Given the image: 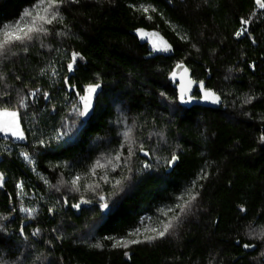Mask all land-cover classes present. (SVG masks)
Masks as SVG:
<instances>
[{"label":"trees","instance_id":"obj_1","mask_svg":"<svg viewBox=\"0 0 264 264\" xmlns=\"http://www.w3.org/2000/svg\"><path fill=\"white\" fill-rule=\"evenodd\" d=\"M35 2L0 0V24ZM142 4L152 19L132 7ZM60 13L49 35L0 56V111H18L25 137L0 133V264H264V9L256 0H68ZM73 53L82 59L70 72ZM178 64L196 84L186 103L172 80ZM93 83L92 109L79 117ZM97 159L106 167L93 176ZM189 189L199 195L163 238L128 248L106 239H134L142 219L158 226V209ZM80 200L91 206L77 216Z\"/></svg>","mask_w":264,"mask_h":264},{"label":"snow or ice","instance_id":"obj_2","mask_svg":"<svg viewBox=\"0 0 264 264\" xmlns=\"http://www.w3.org/2000/svg\"><path fill=\"white\" fill-rule=\"evenodd\" d=\"M68 2V0H36V2L32 5L31 8L25 9L24 12L21 14V16L11 22H4L0 24V56L6 55L13 47L17 45H26L27 43L33 41L34 39H38L41 36H47L50 34L51 27L55 23H62L63 17L60 13L61 6ZM71 2H78V0H71ZM257 5L264 9V2L262 0H256ZM135 7L137 11H141L146 15L148 19H152L148 13L150 12V7L145 5H139L132 6ZM151 11H155L154 8L151 9ZM250 23L249 20L242 19L241 24L246 26ZM247 31V27H242L241 31H238L236 33V36L242 35L244 32ZM57 35H66V33L58 32ZM24 50L27 51V47H24ZM156 50H163L168 51L170 50L169 47H165L163 49H156ZM14 54V53H13ZM80 57L79 53H73L72 54V62L68 65V71H74L75 65L77 59ZM175 75V73H173ZM2 78V77H0ZM65 85L71 89L75 90V85L69 84L68 78L65 77ZM203 89V83L201 82L199 85ZM101 85L99 83H93L89 84L86 89H84V94L79 95V100L82 103V110L79 108H74V111L77 116L79 117H85L89 114L90 110L92 109V99L94 94L97 93V90L100 89ZM36 93H30L29 96H35ZM45 99L48 98V94L44 93ZM203 98L205 100H208L209 98L213 99V102H216L219 100V97L215 95V93L211 92L210 90H204ZM182 102H188L184 100L183 95L180 97ZM27 97L20 96L18 100V106L19 108H25ZM250 102V101H249ZM0 117H3L5 119H0V133L11 134L13 137H15L17 140H23L24 133L20 129V117L18 111L10 110L8 108L3 109L0 111ZM66 127V131L60 133V136H64L68 134V131L70 129ZM124 137L127 139L130 136V130L125 131L123 133ZM261 140L264 141V136L261 137ZM129 156L132 155V147L129 146L128 148ZM25 159L29 158V154L25 152L24 154ZM145 155H149L148 153H145ZM121 159V156L119 153L113 158L107 159V164H112L113 160L119 161ZM178 160V157L174 154L171 157V160L168 162L169 166L175 161ZM118 166V165H117ZM106 167L105 163H102L101 159H97L95 163L90 166L89 172L91 175H96L97 169H104ZM145 167H151L150 164H145ZM114 170V169H113ZM102 180H104L106 183L109 182L106 178V176L100 177ZM203 178V177H202ZM82 177L80 175H76L73 177V179L70 181V184L72 186L73 191H80L79 183L81 181ZM3 183V175L0 174V185ZM120 181H116V184L113 185L115 188ZM195 185H193L194 187ZM18 187H22V185H18ZM89 188H98L99 184L96 185H89ZM199 193L193 192L191 189L187 190L185 193H183L180 197H178V203H176L173 206H166L164 208L158 209V212L160 213V216L164 217L165 219H160L157 217L158 220V226L149 227L145 220H141L140 225L137 228L133 229L131 232L128 233V236H136V239H127L124 237L116 238V237H106V239H109L112 241V247L113 248H128L130 245H135L139 243H150L154 240L163 238L165 235H167L170 231V229L174 226V221L179 220L180 215L185 213L189 206L191 205L192 201H194ZM187 196V199H184V197ZM100 208L102 210H109V203L107 202L106 198L104 196L100 197ZM87 203L88 201H84ZM79 204L73 205V207L79 208ZM24 211L27 215L31 216L35 213V209L31 208H25L21 209ZM169 213H173V215L170 217ZM148 221H151L153 218L148 217L146 218ZM23 234V233H22ZM37 233H34L36 235ZM143 237L140 239L139 237ZM94 247L101 248L103 247L102 244L97 243L94 245ZM244 247L248 248L251 247L250 245H245ZM127 255V253H126Z\"/></svg>","mask_w":264,"mask_h":264},{"label":"water","instance_id":"obj_3","mask_svg":"<svg viewBox=\"0 0 264 264\" xmlns=\"http://www.w3.org/2000/svg\"><path fill=\"white\" fill-rule=\"evenodd\" d=\"M173 73H175V75H173ZM172 80H173V83L175 84V90L179 97L183 95L184 98H189L192 96L193 92L196 89V84L194 83L192 79L191 71L183 64H178L174 67L172 71ZM176 162L177 161L173 162L171 166H169V163H168V168L166 172H170ZM77 204H79L80 206H87V207L91 206V204L85 203L83 200H80ZM80 206L79 208H76L73 206L71 207V209L74 212H76L77 216H79V213H80ZM48 216L49 218H53L52 210L48 212Z\"/></svg>","mask_w":264,"mask_h":264},{"label":"rangeland","instance_id":"obj_4","mask_svg":"<svg viewBox=\"0 0 264 264\" xmlns=\"http://www.w3.org/2000/svg\"><path fill=\"white\" fill-rule=\"evenodd\" d=\"M23 160H24V161H29V158H28V159H25V157H23ZM149 227H153V225H152V226H149ZM257 235H258V237L262 236V235H263V231L258 232ZM141 237H142V236H141ZM133 238L136 239L137 237H136V236H133ZM139 238H140V237H139Z\"/></svg>","mask_w":264,"mask_h":264}]
</instances>
